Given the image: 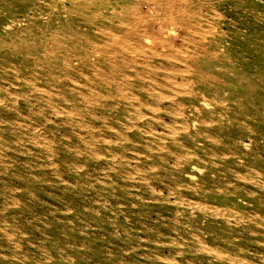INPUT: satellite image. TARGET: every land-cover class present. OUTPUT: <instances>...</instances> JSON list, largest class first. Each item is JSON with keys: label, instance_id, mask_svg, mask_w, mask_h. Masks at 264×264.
Instances as JSON below:
<instances>
[{"label": "rangeland", "instance_id": "374dc122", "mask_svg": "<svg viewBox=\"0 0 264 264\" xmlns=\"http://www.w3.org/2000/svg\"><path fill=\"white\" fill-rule=\"evenodd\" d=\"M145 14L190 26L178 94L141 117L86 70L76 107L116 102L123 117L52 116L75 104L46 69L108 50L119 65L97 74L118 79L125 54L102 30L125 37ZM263 155L264 0H0V264H264Z\"/></svg>", "mask_w": 264, "mask_h": 264}, {"label": "bare ground", "instance_id": "6f19581e", "mask_svg": "<svg viewBox=\"0 0 264 264\" xmlns=\"http://www.w3.org/2000/svg\"><path fill=\"white\" fill-rule=\"evenodd\" d=\"M148 2L150 0H147ZM173 4V2H172ZM169 5V4H168ZM176 6V5H175ZM174 7V6H173ZM172 7V8H173ZM153 9V8H152ZM176 10V9H175ZM171 11V10H170ZM193 11V10H191ZM150 12V11H149ZM194 12V11H193ZM216 13V12H215ZM152 14V13H151ZM194 14V13H193ZM218 16V13H216ZM146 15V14H145ZM185 15V14H184ZM213 16V15H212ZM180 17V16H179ZM191 17V16H190ZM201 17V16H200ZM181 18V17H180ZM140 19V18H139ZM213 19V18H212ZM141 20V19H140ZM207 20V19H206ZM138 21V20H137ZM146 22L143 25H131L128 28L127 34L124 36H118L117 34L113 33L112 31L109 30H102V34L106 36L111 37V41L113 45H116L118 50L115 53H124L125 57L123 60H125V66L126 69L120 71L119 77H110L107 78L102 77L97 74V71L101 69V67L106 66H116L119 62L116 63L115 56H114V51H97L93 50L89 53H85L83 56L84 58H81L80 55H73L71 58H65L63 59L62 63H53L49 67V69H46V72L51 73L52 78L58 79L56 75L58 74H64V77H62L63 80H65L64 83H62L61 89L63 91H69L70 92V97L69 99L66 98V95L61 96V100L64 102H70L71 104H75V108L72 111H69L67 113H63L62 111H59V113L55 111V118L58 117L59 114L65 115L67 114L71 118L74 117V115H81V116H86L89 118H95V119H103V118H111V114L115 112L116 116L123 117L126 107L123 106V104L119 105L116 102L113 103L111 102L110 104H95L96 111L93 109L87 113V109L85 110L83 106L81 108L76 107V103L79 102V97L82 96V91L79 89H82L84 86L89 88L88 81L86 82V78L84 76V73H86L89 70H93L94 72V79L93 82L94 84L97 85L100 89H104L106 93L104 98L106 99H114V98H119L122 99L121 101L124 102L128 97L133 96L136 98L138 102V108H141V114H139L141 117L146 116L147 112H155L159 110L161 101L169 97L168 91L171 89L174 91L175 94H178L179 89L177 88L178 85L180 86L182 83H177V78L175 79V76L179 75L180 73L189 70L188 65H186V59L184 58V53L185 49L187 50V47H184L183 43L185 41L190 40L189 38V27L188 30L185 29V27L180 25H176V27H169V25H166V23L160 21V18H158L156 15H146ZM185 21V20H184ZM174 22V21H173ZM199 23V22H198ZM200 24V23H199ZM210 24V23H209ZM189 25V24H188ZM192 30V29H191ZM215 30V29H214ZM202 32V31H201ZM203 33V32H202ZM192 34V32H191ZM195 34V31H194ZM172 35H175V38L172 37ZM200 36L202 37V34L200 33ZM89 39V37H88ZM221 40V39H220ZM90 41V40H89ZM199 42V41H198ZM111 44V43H110ZM109 44V45H110ZM208 44V43H207ZM187 45V44H186ZM108 46V44H107ZM112 46V45H111ZM69 48V47H68ZM189 49V48H188ZM111 53H113V59L110 58ZM102 55L103 62L101 65H97L95 62H93V59H95L96 55ZM216 54V53H215ZM112 57V56H111ZM118 57V55H117ZM121 57V56H119ZM190 57V55H189ZM64 58V57H63ZM148 58V62H144V59ZM59 59V58H58ZM117 59V58H116ZM163 59H167L168 61L170 60L172 64L166 65L164 62L162 63ZM53 62V61H52ZM57 62V61H56ZM59 62V61H58ZM123 63V61H122ZM124 64V63H123ZM169 64V63H168ZM75 65V66H74ZM85 65V66H84ZM119 65V64H118ZM178 65V66H177ZM113 67V68H114ZM120 67V66H119ZM26 67H19L21 71H25ZM77 69L79 70V73H77V76L74 75L73 77L65 75L67 72H78ZM87 70V71H86ZM120 70V68H119ZM35 70H31V72H34ZM92 71V72H93ZM14 72V71H13ZM102 72V71H101ZM188 72V71H187ZM46 73V74H47ZM103 73V72H102ZM191 73V72H190ZM108 74V73H107ZM189 74V72H188ZM103 75V74H102ZM109 75V74H108ZM50 76V75H49ZM114 76V74H113ZM20 77V76H19ZM47 75H43L40 83H42L44 86L51 87L50 83L46 79ZM181 78V77H180ZM24 79V78H23ZM87 80H89L87 78ZM117 80L119 82H117ZM176 80V81H175ZM24 83L27 87H31L33 85L29 86V83L27 82L28 80L24 79ZM92 81V80H91ZM55 82V81H54ZM90 82V81H89ZM181 82V81H180ZM189 82V81H188ZM32 84V83H31ZM117 85L112 87L113 85ZM119 84H123L125 91L123 92L121 90V86ZM8 87H5V92L12 94L16 93V90H12L11 87L14 89L20 88V90L23 89L22 85H16L13 82H10L8 84ZM93 85V84H92ZM185 85V83H184ZM182 85V86H184ZM201 85V84H200ZM20 86V87H18ZM108 86V87H107ZM121 87V88H120ZM181 87V86H180ZM188 87V86H187ZM95 88V87H94ZM113 88V89H112ZM185 88V87H184ZM66 89V90H64ZM186 89V88H185ZM33 92H38V90L42 91L40 87H33L31 88ZM47 90V89H46ZM85 91V90H83ZM98 91V90H97ZM48 92V91H47ZM89 92V91H88ZM193 92V91H192ZM43 93V92H42ZM61 93V92H60ZM125 93V95H124ZM188 93V92H187ZM186 93V94H187ZM27 94V93H26ZM62 94V93H61ZM90 94V93H89ZM88 94V95H89ZM7 95V94H6ZM48 95H50L48 93ZM102 95V94H99ZM195 96V95H194ZM27 97V96H26ZM84 97V96H83ZM97 97V96H96ZM43 98V97H42ZM171 98V97H170ZM195 98V97H193ZM36 101L39 99V97L34 98ZM86 99V98H84ZM90 99V98H89ZM169 99V98H168ZM173 99V98H171ZM193 100V99H192ZM29 101V100H27ZM52 101V100H51ZM87 103H89L88 98H87ZM96 101V100H95ZM202 101V100H201ZM42 102V101H41ZM187 102V101H186ZM195 102V101H194ZM197 102V101H196ZM48 103V102H47ZM91 103V102H90ZM95 103V102H94ZM92 105V104H91ZM126 105V104H125ZM137 105V104H136ZM136 105H131V107H135ZM53 107V106H52ZM51 107V108H52ZM86 107V106H85ZM183 107V106H182ZM128 108V107H127ZM134 108V109H135ZM173 108V107H172ZM176 108V107H175ZM187 108V107H186ZM189 108V106H188ZM50 109V107H49ZM54 109V107H53ZM174 109V108H173ZM177 109V108H176ZM56 110V109H55ZM128 110V109H127ZM175 110V109H174ZM178 110V109H177ZM188 110V109H187ZM164 111L169 112L170 110L167 107H164ZM183 111V110H182ZM191 111V110H190ZM176 112V111H175ZM186 112V110H185ZM54 113V112H53ZM139 113V112H138ZM180 114V112L178 111ZM160 114V113H159ZM187 114V113H186ZM130 115V114H129ZM148 115V114H147ZM150 115V114H149ZM164 115V114H163ZM174 115V113H173ZM60 116V115H59ZM137 116V115H136ZM135 116V117H136ZM158 116V115H157ZM166 116V115H165ZM180 116V115H179ZM62 118V116H60ZM59 117V121L61 120ZM134 117V118H135ZM140 117V118H141ZM254 117V116H253ZM9 118V117H8ZM170 118V117H169ZM129 119V118H128ZM133 119V118H132ZM149 119V118H147ZM154 119V118H153ZM156 119V118H155ZM176 119V118H175ZM105 120V119H104ZM138 120V119H137ZM164 120V119H163ZM208 120V119H207ZM7 121V120H6ZM58 121V122H59ZM62 121V120H61ZM69 121V120H68ZM133 121V120H132ZM148 121V120H147ZM166 121V120H165ZM47 122H50L51 124L49 125L50 127L56 126L57 123H52L50 121V118H47ZM63 122V121H62ZM153 122V121H152ZM202 122V120H201ZM133 123V122H132ZM146 123V122H145ZM160 123V122H159ZM173 123H177L176 121ZM203 123V122H202ZM60 124V123H59ZM64 124V123H63ZM85 123H83L84 125ZM89 124V123H88ZM97 124V123H96ZM124 124V122H123ZM126 124V123H125ZM124 124V125H125ZM137 125V123H134ZM148 124V123H147ZM166 124V123H165ZM180 124V123H179ZM21 125V124H20ZM77 123L75 120V125L70 126L71 130L75 129H82L84 126ZM128 125V124H126ZM144 125V124H143ZM160 125V124H159ZM182 126V124H180ZM58 126V125H57ZM133 126V125H132ZM131 126V127H132ZM157 126V125H154ZM174 126V125H172ZM179 126V125H178ZM68 126H59V129L62 128L63 134H67V128ZM88 127H90L88 125ZM96 127V126H95ZM113 124L111 126H108L109 129H111ZM117 127V126H116ZM124 127V126H123ZM130 126L128 125V128ZM185 127V126H184ZM182 127V129L184 128ZM98 128H101L100 126ZM147 128V127H146ZM172 128V127H170ZM88 129V128H87ZM92 129V127H91ZM97 129V128H96ZM131 129V128H130ZM139 129V128H138ZM176 129V128H175ZM46 130V129H45ZM44 130V131H45ZM89 130V129H88ZM87 130V131H88ZM104 130V129H103ZM102 130V131H103ZM115 130V129H114ZM118 130V129H116ZM124 130V128H123ZM149 130V128L147 129ZM163 130V129H162ZM186 130V129H185ZM110 131V130H109ZM121 131V130H120ZM153 131V128H152ZM159 131V130H158ZM175 131V130H173ZM172 131V132H173ZM177 131V130H176ZM58 132V131H57ZM97 132V131H96ZM115 132V131H114ZM118 132V131H117ZM126 132V131H125ZM145 132V131H143ZM151 132V130H150ZM154 132V131H153ZM157 132V131H156ZM52 133V132H51ZM95 133V132H94ZM103 133V132H101ZM110 133V132H108ZM116 133V132H115ZM119 132L118 134H120ZM149 133V132H147ZM174 133V132H173ZM10 134V133H9ZM54 134V132H53ZM90 134V133H89ZM107 134V133H106ZM145 134V133H144ZM55 135H57L55 133ZM92 135V134H91ZM104 135V134H103ZM110 135V134H109ZM155 135V133H154ZM184 135V134H181ZM61 136V135H60ZM67 136V135H65ZM144 136V135H143ZM157 136V135H156ZM64 137V136H63ZM185 137V136H184ZM126 138V137H125ZM130 138V137H129ZM144 138V137H143ZM158 138V137H157ZM196 138V137H195ZM201 138V137H200ZM11 139V138H10ZM112 139V138H111ZM191 139V138H190ZM202 139V138H201ZM98 140V139H97ZM189 140V139H188ZM187 140V141H188ZM203 140H205L203 138ZM100 141V140H98ZM135 141V140H134ZM145 141V140H144ZM138 142V141H137ZM182 143V142H181ZM238 143V142H237ZM134 144V143H132ZM112 145V144H111ZM108 147V146H107ZM150 147V146H149ZM119 148V147H118ZM139 149V148H138ZM189 149V148H188ZM170 150V149H169ZM82 151V150H81ZM145 151V150H144ZM110 152V151H109ZM148 152V151H146ZM174 153V152H173ZM185 153V152H184ZM186 154V153H185ZM180 156V155H179ZM264 156V155H263ZM99 157V156H98ZM177 157V156H176ZM187 157V156H186ZM190 157V156H189ZM207 157V156H206ZM128 158V157H127ZM157 158V157H156ZM198 159V157H197ZM195 160V159H194ZM98 162V161H97ZM238 162V160H237ZM182 163V162H181ZM196 163V162H194ZM264 163V162H263ZM256 167V166H255ZM164 168V167H163ZM191 168V167H190ZM181 169V168H180ZM96 172V171H95ZM142 172V171H141ZM209 172V171H208ZM111 175V174H110ZM176 178V177H175ZM129 180V179H128ZM165 180V179H164ZM118 181V180H117ZM140 182V181H139ZM200 183V182H199ZM173 184V183H172ZM242 184V183H241ZM27 185V184H26ZM250 185V184H249ZM248 185V186H249ZM115 186V185H114ZM95 190V189H94ZM149 191V190H148ZM208 194V193H207ZM206 196V195H205ZM107 198V197H106ZM128 198V197H127ZM113 203V202H112ZM132 204V203H131ZM199 204V203H198ZM116 205V204H115ZM201 206V205H200ZM261 207V206H260ZM199 208V207H198ZM209 209V208H208ZM153 211V210H152ZM102 213V212H101ZM174 215V214H173ZM145 216V215H144ZM151 217V216H150ZM229 217V216H227ZM127 224V223H126ZM168 224V223H167ZM163 229V228H162ZM71 233V232H70ZM9 234V233H8ZM103 238V237H102ZM229 241V240H228ZM200 242V241H199ZM129 243V242H128ZM147 244V243H146ZM222 245V244H221ZM13 246V245H12ZM202 247V246H201ZM159 248V247H158ZM206 249V248H205ZM204 249V250H205ZM208 249V248H207ZM217 252V251H216ZM208 257V256H207ZM118 258V257H117ZM128 259V258H127ZM19 264V263H18Z\"/></svg>", "mask_w": 264, "mask_h": 264}]
</instances>
